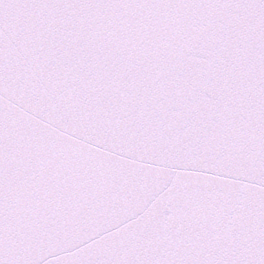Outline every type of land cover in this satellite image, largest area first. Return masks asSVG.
I'll list each match as a JSON object with an SVG mask.
<instances>
[{
	"label": "snow or ice",
	"instance_id": "6c2138e0",
	"mask_svg": "<svg viewBox=\"0 0 264 264\" xmlns=\"http://www.w3.org/2000/svg\"><path fill=\"white\" fill-rule=\"evenodd\" d=\"M0 264H264V0H0Z\"/></svg>",
	"mask_w": 264,
	"mask_h": 264
}]
</instances>
